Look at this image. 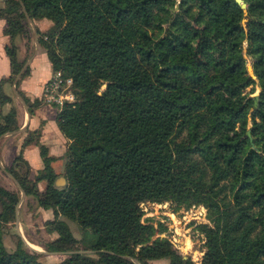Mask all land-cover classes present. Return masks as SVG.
Listing matches in <instances>:
<instances>
[{
  "label": "trees",
  "instance_id": "16d2710c",
  "mask_svg": "<svg viewBox=\"0 0 264 264\" xmlns=\"http://www.w3.org/2000/svg\"><path fill=\"white\" fill-rule=\"evenodd\" d=\"M243 2L0 0L11 40L0 137L19 128L16 107L1 111L12 103L2 87L30 73L15 45L18 36L30 39L29 20L52 22L37 29V42L52 71L72 79L75 102L55 117L68 140L65 186L55 185L60 172L39 131L23 146L36 141L42 168L31 178L20 153L9 169L52 211L45 229L57 236L45 249L69 254L61 264H197L154 237L142 221L146 201L207 208L199 264H264V0ZM244 43L256 80L246 73ZM250 84L260 88L256 99L244 94ZM18 203L17 192L0 186V264H43L21 237L12 252L4 245ZM61 218L80 226V241Z\"/></svg>",
  "mask_w": 264,
  "mask_h": 264
},
{
  "label": "crops",
  "instance_id": "0c3cea01",
  "mask_svg": "<svg viewBox=\"0 0 264 264\" xmlns=\"http://www.w3.org/2000/svg\"><path fill=\"white\" fill-rule=\"evenodd\" d=\"M28 24L31 41L18 36L15 38V45L17 60L25 61L24 67L28 66L30 73L20 81L18 87L15 83L8 82L4 83L2 87L3 91L12 98V103L2 106L1 111L5 113L11 106L16 107L19 126L18 130L7 132L0 137V170L3 172L0 174V185L3 187H5L3 181L6 183L11 181L18 186L15 178L9 173L14 158L18 154L21 153L32 173H37L43 166L36 141L33 140L23 146L30 132L39 131L38 143L44 145L48 154L55 158L53 168L56 172L63 170L65 162L63 155L68 144L67 138L59 130L55 120L56 105L47 103L42 95L43 84L52 76L53 71L46 53L37 42V29L43 30L50 26L51 21L47 19L29 20ZM6 27V20L0 19V81L7 78L11 72L10 61L5 52V47L11 44L10 37L5 33ZM28 53H30V57L26 59ZM23 96L29 99L30 103L27 104ZM35 100L39 103H34ZM42 187H44V183ZM40 209L42 210L41 214L46 212L48 215L46 220L53 217L51 210ZM157 261H152V263Z\"/></svg>",
  "mask_w": 264,
  "mask_h": 264
},
{
  "label": "rangeland",
  "instance_id": "374dc122",
  "mask_svg": "<svg viewBox=\"0 0 264 264\" xmlns=\"http://www.w3.org/2000/svg\"><path fill=\"white\" fill-rule=\"evenodd\" d=\"M51 27L52 22L50 26L40 31L45 32ZM41 48L45 52V49L42 46ZM245 48L246 43H244L246 73L251 78L255 79L252 67V59L246 54ZM29 57L30 53H28L26 59ZM102 89H104V85L102 86ZM259 91L260 88L258 86L252 87V84H250L244 89V94L247 95L250 93L248 96H256ZM251 128L252 122L249 119L247 130H249L250 134ZM23 168L26 169V167ZM0 174H3L1 170ZM62 174L63 170L60 171L59 176L55 180V185L59 188H62L66 184L65 178ZM35 175L36 173H30L31 178H33ZM61 178H64V181L60 180ZM3 183L5 187H8V190H13L18 193L20 203L15 219L4 226L3 242L6 249L9 252H12L16 248L18 237H21L23 241L25 240L24 245L28 251L39 253L38 260L41 263L61 264L63 261H65L69 257V254L51 252L45 249V245L54 239L57 234L48 233L46 231L45 223H47L46 218L48 215H46V212L41 214L42 210L37 206L36 199L33 197V195H26L25 192L19 188V186L14 185L11 181L10 183L3 181ZM38 184V189L42 192L44 189V187H42L43 182ZM140 206L143 211L142 221L152 224L158 232L154 237L167 240L171 243L172 248L182 254L185 258L190 257L197 264L200 263L205 251V237L200 231L199 225L202 223H208L211 225L207 208L204 205L193 204L187 207H178L175 203L170 201L161 203L146 201L142 202ZM61 219L67 222L73 236L80 241L84 234L80 226L77 223L65 218ZM77 247H81L80 242L77 243ZM150 263L167 264V261L158 260L157 262L152 263L151 261Z\"/></svg>",
  "mask_w": 264,
  "mask_h": 264
},
{
  "label": "built area",
  "instance_id": "2783aa9c",
  "mask_svg": "<svg viewBox=\"0 0 264 264\" xmlns=\"http://www.w3.org/2000/svg\"><path fill=\"white\" fill-rule=\"evenodd\" d=\"M42 95L47 103L62 108L66 103L75 102L72 91V79L65 77L61 70L52 73V76L43 84Z\"/></svg>",
  "mask_w": 264,
  "mask_h": 264
},
{
  "label": "water",
  "instance_id": "95a60500",
  "mask_svg": "<svg viewBox=\"0 0 264 264\" xmlns=\"http://www.w3.org/2000/svg\"><path fill=\"white\" fill-rule=\"evenodd\" d=\"M242 8H245L246 7V3H244L243 2V0H235ZM17 94V93H16ZM257 98V95L255 96V99ZM254 106H256V102H255V104H254ZM246 136H248V137H250V133H249V130H247V132H246ZM60 180H62V181H64V178H61ZM23 195H24V193H23ZM19 204L20 203H18L17 204V207H16V209H18V207H19ZM16 214H17V210H16ZM16 219H18V218H16ZM25 241V240H24ZM27 243V242H26ZM35 250V249H34ZM37 251V250H36Z\"/></svg>",
  "mask_w": 264,
  "mask_h": 264
}]
</instances>
